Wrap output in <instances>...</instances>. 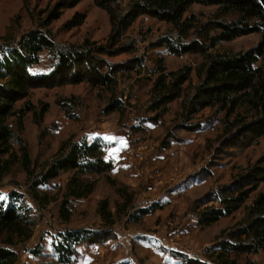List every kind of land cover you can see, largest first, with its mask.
<instances>
[{"label": "rangeland", "instance_id": "1", "mask_svg": "<svg viewBox=\"0 0 264 264\" xmlns=\"http://www.w3.org/2000/svg\"><path fill=\"white\" fill-rule=\"evenodd\" d=\"M62 1L68 0H0V48L48 21L46 28L60 46L81 44L86 38L106 42L111 31L106 10L94 0H74L58 10L57 4ZM118 1L125 6L129 0ZM216 9L215 5L194 4L187 14L195 13L206 19ZM77 13L85 17L80 25L72 21ZM170 27L165 21L143 15L125 37L126 41L135 40L138 50L110 57L113 62L135 56L145 58V68L119 74V95L127 106L124 115L119 111L108 112L107 104L112 97L88 82L46 85L32 90L29 100L38 109L49 106L40 123L34 121L32 112L25 117L23 136L33 171L38 172L42 163L54 157L69 138L75 142L102 140L106 144L105 156L113 161L114 167L83 176L96 181L95 190L87 197L68 196L73 173L67 170L41 185L39 198L34 200L26 171L21 161L16 162L1 181L0 191L3 195L11 190L22 192L36 220L33 236L24 242L7 243V233L0 231V246L17 252V264H64L58 261L52 242L59 232L74 228H110L112 233L101 244L80 245L70 264H183L189 258L206 260L209 249L222 238V231L243 216L244 211L240 210L209 226L200 225L197 217L210 192L231 183L255 163L264 165V133L251 130L231 138L223 130L225 112L210 107L188 121L211 123L210 127L188 129L181 115V98L169 103L168 111L159 121H151L154 113L146 112L160 57H164L168 70L184 65L195 69L202 60L199 53L175 55L165 47L152 46ZM260 38L261 33H250L222 41L211 51L247 50ZM51 59L50 53L43 51L41 62L32 70L49 71ZM193 83H197L195 70ZM64 100L66 106L60 103ZM23 102L19 101L18 106ZM117 186L133 196L132 204L120 211L118 206L127 200L119 194ZM259 190H264V182L251 194L248 203ZM67 198L70 217L65 219L61 208ZM105 199L114 214L112 224L100 213ZM211 203L214 202L208 204ZM152 205L158 206L154 212L135 218L140 208ZM247 256L264 264V250Z\"/></svg>", "mask_w": 264, "mask_h": 264}, {"label": "trees", "instance_id": "2", "mask_svg": "<svg viewBox=\"0 0 264 264\" xmlns=\"http://www.w3.org/2000/svg\"><path fill=\"white\" fill-rule=\"evenodd\" d=\"M73 1L58 3V10ZM94 2L110 17L111 31L105 43L86 38L81 44L60 46L51 30L46 28L50 24L48 21L47 25L32 29L0 48V186L13 165L21 161L31 182L34 200L39 198L41 185L67 170L73 173L68 183V196L82 198L89 196L96 187V181L83 178L85 174L113 169V161L105 156V142L100 139L75 142L69 138L54 157L42 163L38 172L33 171L29 147L23 136L25 117L32 112L34 121L40 123L48 111V105L38 109L29 100L34 88L78 82H88L108 92L112 98L106 110L124 115L127 106L119 95V74L145 68V58L135 56L113 62L110 57L138 50L136 41H126L125 37L128 29L143 15L171 25L152 43L153 47H165L168 53L175 55L199 53L202 56L195 69L184 65L168 70L164 57L158 59L155 69L158 75L146 107V112L154 113L151 121H159L168 111L169 103L181 98V115L188 129L210 127L211 123L204 125L201 121L188 123L191 117L210 107L225 112L223 130L231 138L251 130L264 133V0H129L125 6L118 0ZM194 4L215 5L217 9L208 18L201 19L195 13L187 14ZM84 20L80 13L72 19L75 25ZM254 32L261 33V38L247 50L211 51L222 41ZM46 50L52 56L51 69L34 72L32 68L41 62V53ZM194 70L197 83H193ZM21 100L24 102L18 106ZM60 103L66 106L65 100ZM261 163L249 166L247 172L231 183L210 192L197 215L200 225L209 226L240 210L244 214L234 226L222 231V238L209 249L208 259L189 258L183 264H260L247 255L264 250V190H259L248 203L251 194L264 182ZM117 190L127 200L126 204L118 206L120 211L132 204L133 196L119 186ZM0 194L3 193L0 191ZM210 202L214 203L208 204ZM68 203L67 198L61 208L65 219L70 217ZM157 208L156 205L140 208L135 218ZM31 210L19 190H11L0 200V231L7 233V243L24 242L33 236L36 220ZM100 213L105 221L115 222L108 200L101 202ZM111 231L110 228H74L59 232L52 242L58 261L70 264L80 245L101 244L109 239ZM242 255L246 256L242 258ZM18 259L13 248L0 246V264H17Z\"/></svg>", "mask_w": 264, "mask_h": 264}, {"label": "snow or ice", "instance_id": "3", "mask_svg": "<svg viewBox=\"0 0 264 264\" xmlns=\"http://www.w3.org/2000/svg\"><path fill=\"white\" fill-rule=\"evenodd\" d=\"M4 199V195L0 194V200Z\"/></svg>", "mask_w": 264, "mask_h": 264}]
</instances>
